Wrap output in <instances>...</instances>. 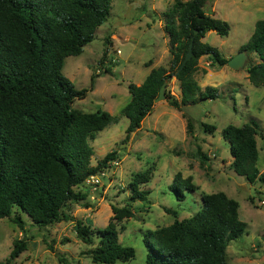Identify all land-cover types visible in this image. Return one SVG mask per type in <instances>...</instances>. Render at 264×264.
<instances>
[{
  "label": "trees",
  "instance_id": "obj_1",
  "mask_svg": "<svg viewBox=\"0 0 264 264\" xmlns=\"http://www.w3.org/2000/svg\"><path fill=\"white\" fill-rule=\"evenodd\" d=\"M112 2L0 0V218H8L21 230L26 223L24 215L40 228L71 220L73 216L66 211L68 204L83 203L87 198L85 192L75 188L117 159L116 150H111L96 164L91 163L94 149L90 141L97 132L116 123L118 116L101 109L88 112L74 107L75 100L84 98L88 89H77L62 72L65 57L79 55L94 39L96 29L110 15ZM204 4L205 0H174L163 12L171 58L167 67H153L140 84H127L130 99L120 111L128 119L124 141L140 128L153 110L160 86L166 82L167 88L173 76L181 96L169 104L176 108L218 97V89H202L195 74L203 56L212 66L227 64L229 58L202 39L208 31L226 36L230 27L225 20L207 14ZM193 35L192 57L177 72ZM240 50L250 58L248 81L255 87L264 86V19L255 21ZM252 55L258 61H252ZM97 76L91 74V87ZM165 93L167 98L173 97L167 89ZM186 126L190 132L189 118ZM203 127L206 131L215 129L208 124ZM258 128V122L251 118L241 126L229 124L221 130L233 171L251 184L264 183V171L257 167ZM198 154L201 160L208 159L200 151ZM150 177V169L132 175L129 200L148 198L150 190L141 186ZM170 188L179 200L185 198L183 189H197L190 177L180 173ZM201 203L191 216L175 218L171 224L149 231L154 243L145 235L144 264H228V243L240 238L246 229L239 217V203L222 191L202 194ZM111 211L107 225L95 230L75 221L77 237L94 245L85 253L95 264L126 262L135 255L134 248L122 244L118 237L119 230L124 229L121 222L133 217L131 207L112 206ZM165 211L176 215L168 208ZM26 247L25 239H15L8 258L0 264L14 261Z\"/></svg>",
  "mask_w": 264,
  "mask_h": 264
},
{
  "label": "rangeland",
  "instance_id": "obj_2",
  "mask_svg": "<svg viewBox=\"0 0 264 264\" xmlns=\"http://www.w3.org/2000/svg\"><path fill=\"white\" fill-rule=\"evenodd\" d=\"M173 1L113 0L110 15L96 29L94 39L79 55L65 57L63 74L77 89H88L86 96L75 100L73 106L88 112L101 109L118 116L116 123L97 132L90 141L94 149L91 163L96 164L111 150H116L117 159L100 169L104 171L100 186L93 190L82 183L75 188L86 193L83 203L89 205L70 202L66 211L73 216L71 220L40 228L24 215L26 223L21 230L8 218H0V261L8 258L13 241L23 238L26 250L9 264H95L85 253L94 245L77 237L75 221L95 230L110 221L112 206H130L133 217L121 222L124 229L119 230L118 237L122 244L134 248L135 255L114 264H144L145 235L154 243L149 231L169 225L175 218L191 216L200 209L202 194L222 191L238 201L239 217L246 223L244 234L228 243V264H264V183L251 184L233 171L228 143L221 136L226 125L241 126L255 119L259 124L257 167L264 171V86L255 87L248 81L249 56L240 70L227 64L212 66L208 57H201L195 78L202 89L216 87L218 97L178 108L170 105L167 98L160 100L154 103L140 128L123 140L128 119L120 111L130 99L127 84H140L153 67H167L171 58L162 14ZM203 8L229 24L226 36L208 31L202 39L218 48L225 58L238 53L239 46L250 37L255 21L264 19V0H205ZM251 60L258 61L254 55ZM93 72L98 76L91 87ZM174 85L177 82L173 76L167 88L179 100L180 89ZM203 124L215 129L206 131ZM199 151L208 159L201 160ZM146 169L151 170V177L141 188L150 190L148 198L129 200L132 175ZM177 173L190 177L197 187L193 192L183 189V200L170 188Z\"/></svg>",
  "mask_w": 264,
  "mask_h": 264
},
{
  "label": "water",
  "instance_id": "obj_3",
  "mask_svg": "<svg viewBox=\"0 0 264 264\" xmlns=\"http://www.w3.org/2000/svg\"><path fill=\"white\" fill-rule=\"evenodd\" d=\"M196 32L197 31L195 30L194 34H196ZM193 39H194V35L191 37V39H190V41L188 43L187 51H186V53H185L180 65L178 67L177 72H179L183 68L185 63L192 57V54H193V52H192ZM247 58H248L247 53L244 50H240L238 53H236L234 56H232L231 58L228 59L227 65L230 68L234 69V70H240V69H242L245 66ZM165 90H166V82H163L162 85L160 86L159 94L154 99V103L167 98ZM167 99H168V101H173L174 97H169Z\"/></svg>",
  "mask_w": 264,
  "mask_h": 264
},
{
  "label": "built area",
  "instance_id": "obj_4",
  "mask_svg": "<svg viewBox=\"0 0 264 264\" xmlns=\"http://www.w3.org/2000/svg\"><path fill=\"white\" fill-rule=\"evenodd\" d=\"M116 53H120V50L116 49ZM99 171L97 173H95V174L90 175L84 181V183L87 184L88 186H92L93 190L101 185V177L104 175V171H100V172Z\"/></svg>",
  "mask_w": 264,
  "mask_h": 264
},
{
  "label": "crops",
  "instance_id": "obj_5",
  "mask_svg": "<svg viewBox=\"0 0 264 264\" xmlns=\"http://www.w3.org/2000/svg\"><path fill=\"white\" fill-rule=\"evenodd\" d=\"M114 35V33L112 34V36ZM168 41V40H167ZM176 79V78H175ZM176 82H177V85H174V87H176L177 86V89H180L179 88V85H178V81L176 80ZM168 84V83H167ZM167 90H168V88H166ZM178 91V93H179V95L181 96V92H180V90H177Z\"/></svg>",
  "mask_w": 264,
  "mask_h": 264
}]
</instances>
